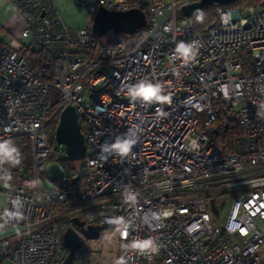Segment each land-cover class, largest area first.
Wrapping results in <instances>:
<instances>
[{
  "label": "built area",
  "instance_id": "built-area-1",
  "mask_svg": "<svg viewBox=\"0 0 264 264\" xmlns=\"http://www.w3.org/2000/svg\"><path fill=\"white\" fill-rule=\"evenodd\" d=\"M81 1L138 7L145 22L99 40L50 0H14L23 25L0 41V143L12 150L0 157V260L59 263L77 216L110 228L116 264H264V0L214 4L200 28L180 11L194 0ZM141 81L169 102L130 97ZM217 101L239 128L228 151L206 130ZM68 104L85 142L73 171L49 142ZM149 240L155 250L140 247Z\"/></svg>",
  "mask_w": 264,
  "mask_h": 264
},
{
  "label": "water",
  "instance_id": "water-1",
  "mask_svg": "<svg viewBox=\"0 0 264 264\" xmlns=\"http://www.w3.org/2000/svg\"><path fill=\"white\" fill-rule=\"evenodd\" d=\"M233 0H194L183 4L180 11L183 15L195 17L199 9L210 4H225ZM44 10H40L43 15ZM145 22V15L138 7L125 10L110 9L98 6L94 11L89 26L93 36L99 37L103 33L124 32L131 33ZM53 137L56 143L63 144L64 157L67 160H79L85 151L84 136L79 128L74 107L66 105L59 113ZM75 183L76 177L72 178ZM102 226L99 223H85L84 220L73 216L71 224L63 231V240L67 245V253L58 264H73L77 250L82 246L85 238H96Z\"/></svg>",
  "mask_w": 264,
  "mask_h": 264
},
{
  "label": "rangeland",
  "instance_id": "rangeland-1",
  "mask_svg": "<svg viewBox=\"0 0 264 264\" xmlns=\"http://www.w3.org/2000/svg\"><path fill=\"white\" fill-rule=\"evenodd\" d=\"M59 4L65 9L67 13H69L72 16V19L74 21L79 22L82 19H84L85 20L84 25L89 31V26L91 23L93 13L89 10L87 3L81 0H59ZM215 8H216L215 5L213 6L212 4H210L204 9V11L206 14L210 15L212 13H215L216 11ZM111 35L112 32L107 31L97 38L99 40H105L107 37ZM57 97H58V92L56 90H52L50 94L51 101H56ZM59 147L62 148L63 144H60ZM66 163L67 165L77 167L79 160H69V161L67 160ZM227 205H228L227 202H224V204L222 205V212L217 218L219 221L224 219L227 210ZM4 231L5 230H1V233ZM82 246L83 248L80 247L81 249L80 248H79L80 250L78 249L79 251L76 253V258H78L81 254L84 258L88 259L89 261L88 264H116L115 256H114L116 249V242L110 233L109 227L102 226L98 236L93 239L85 238L82 243ZM260 257L261 258L264 257V246L260 250Z\"/></svg>",
  "mask_w": 264,
  "mask_h": 264
},
{
  "label": "trees",
  "instance_id": "trees-1",
  "mask_svg": "<svg viewBox=\"0 0 264 264\" xmlns=\"http://www.w3.org/2000/svg\"><path fill=\"white\" fill-rule=\"evenodd\" d=\"M256 1H258V0H233L231 2L222 4V5L243 7V6H246V5H248L250 3H253V2H256ZM212 5L214 6V4H212ZM207 6L208 5H205V6H203V7H201L199 9V12L203 13V20L202 21L200 20L198 14L195 17H193L194 23H195L196 27H198V28H200L205 23H207L215 15V13H212L210 15L205 13L204 9ZM109 37H107L106 39H108ZM214 110H215L214 118L211 119L206 124L207 133L209 134V136L211 138H213L214 140L220 142L222 144L223 148L226 151L231 150L232 149V142H231L232 141V137L239 132V128L236 125H234L226 117L227 116L226 115V108L223 105H221L219 103V101H217L214 104ZM53 138H54L53 137V131H51V133L49 135L50 144L54 143V139ZM50 156H53V154L50 155ZM63 160L67 162V159L65 157L63 158ZM66 165H67V163H66ZM67 168H68L69 171H73V170H75L76 167H73L71 165H67ZM81 248H83V246H81ZM79 250H77V252ZM88 263H89L88 259L84 258L81 254H80V256L78 258H76V255H75V258L73 260V264H88ZM53 264H58V263H53Z\"/></svg>",
  "mask_w": 264,
  "mask_h": 264
},
{
  "label": "clouds",
  "instance_id": "clouds-1",
  "mask_svg": "<svg viewBox=\"0 0 264 264\" xmlns=\"http://www.w3.org/2000/svg\"><path fill=\"white\" fill-rule=\"evenodd\" d=\"M200 20H203V13L197 12ZM227 22V21H225ZM177 51L180 53L181 58H187L188 60H192L195 57V51L191 46L185 45L183 43L179 44L177 47ZM130 97L134 99H139L145 103H167L170 98L165 97L162 94L161 86L154 85L148 81H141L135 85H133L129 89ZM132 147V142H118L113 145V149L124 155L127 154ZM12 154V150L9 148L8 143H0V157L7 158ZM141 248L145 250H155L152 242L146 241L140 245Z\"/></svg>",
  "mask_w": 264,
  "mask_h": 264
},
{
  "label": "crops",
  "instance_id": "crops-1",
  "mask_svg": "<svg viewBox=\"0 0 264 264\" xmlns=\"http://www.w3.org/2000/svg\"><path fill=\"white\" fill-rule=\"evenodd\" d=\"M50 1L63 23L73 27H85V20L74 21L72 16L60 6L59 0ZM22 25L23 19L14 7V0H0V41H7L11 37L18 36ZM0 264H8V258L2 257Z\"/></svg>",
  "mask_w": 264,
  "mask_h": 264
}]
</instances>
